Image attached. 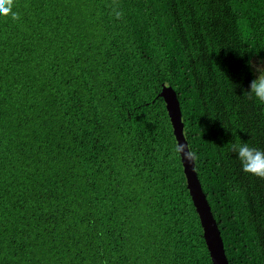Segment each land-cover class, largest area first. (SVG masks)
Segmentation results:
<instances>
[{"label": "trees", "instance_id": "trees-1", "mask_svg": "<svg viewBox=\"0 0 264 264\" xmlns=\"http://www.w3.org/2000/svg\"><path fill=\"white\" fill-rule=\"evenodd\" d=\"M15 3L0 19V264H213L164 85L229 264H264V179L231 151L264 148V105L243 97L264 0Z\"/></svg>", "mask_w": 264, "mask_h": 264}, {"label": "water", "instance_id": "water-1", "mask_svg": "<svg viewBox=\"0 0 264 264\" xmlns=\"http://www.w3.org/2000/svg\"><path fill=\"white\" fill-rule=\"evenodd\" d=\"M160 97L165 101L178 145L185 144L189 147L184 134L183 116L177 92L172 87L164 85ZM180 155L187 179V188L200 217L201 226L204 231V240L210 252L212 262L213 264H229L221 231L196 172L195 160L189 162L184 158L183 154Z\"/></svg>", "mask_w": 264, "mask_h": 264}, {"label": "clouds", "instance_id": "clouds-1", "mask_svg": "<svg viewBox=\"0 0 264 264\" xmlns=\"http://www.w3.org/2000/svg\"><path fill=\"white\" fill-rule=\"evenodd\" d=\"M122 15L123 13L120 11L115 12L117 19H120ZM0 19L13 21L19 19L15 0H0ZM248 67L253 70L254 79L249 88L244 90L243 97L264 105V59L249 60ZM175 151L178 154H183L189 162L194 161L197 157L196 152L185 144L178 145ZM231 151L235 154L245 174L264 179V148L253 147L248 142H236L232 144Z\"/></svg>", "mask_w": 264, "mask_h": 264}]
</instances>
